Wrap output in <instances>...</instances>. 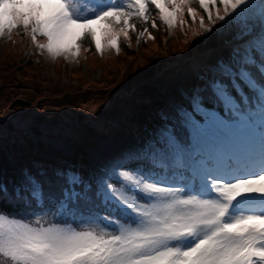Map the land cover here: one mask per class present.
<instances>
[{"label": "snow or ice", "instance_id": "1", "mask_svg": "<svg viewBox=\"0 0 264 264\" xmlns=\"http://www.w3.org/2000/svg\"><path fill=\"white\" fill-rule=\"evenodd\" d=\"M150 8L169 29L186 11L220 53L86 172L0 173V264H264V0H0V36L23 28L53 58L88 38L119 53L133 20L157 28Z\"/></svg>", "mask_w": 264, "mask_h": 264}, {"label": "rangeland", "instance_id": "2", "mask_svg": "<svg viewBox=\"0 0 264 264\" xmlns=\"http://www.w3.org/2000/svg\"><path fill=\"white\" fill-rule=\"evenodd\" d=\"M9 39L8 32H5L4 35L0 36V62L2 60L14 61L10 64L9 67L0 66V77L12 72L14 77L19 79L20 84L15 85L12 83V87L4 88L6 91L7 97L9 96V105L3 111V116H6L8 113L13 111H19L21 108L19 103H15L14 100L25 98V109L33 111H39L41 108L52 109L54 105L62 104L75 100L74 108L83 113L85 117H92V124L90 127L96 128V121L101 122H110L114 118H121L122 113L120 108L112 104L107 109H101L102 107L108 106L118 88L119 85H124V80L130 81L133 80L135 75L131 74V71L135 68L134 65L128 67L125 65L127 60H123L124 57H134L135 63L141 58H144L143 52L147 51L149 47L145 45L140 47L137 51L133 52L132 56H129L127 53L119 57L120 66L111 68L109 76H112L110 79H105L104 73L101 71L100 65H95L91 69L88 62L82 66H78L76 58L68 57L64 58V65L61 63H54L55 58L49 56L46 52L43 55L39 56L38 61H32V68H24V61H21V57H18L17 51H12V48L4 46ZM161 41L159 43L152 42L153 45L161 46ZM181 40L168 41L166 44L171 45ZM218 40L213 37L209 40H199L197 36L192 38V42H185L182 47L185 49V55L190 54L193 50H200L206 48V46L216 45ZM155 43V44H154ZM183 49H181L183 51ZM221 49L219 48L216 52L210 57V60L214 59ZM175 53V52H172ZM154 55V54H153ZM182 56L181 55H177ZM59 58L56 59V61ZM163 65V62L160 61L156 69H160ZM82 68V69H81ZM185 67H181L176 73H172V77H183L186 87L189 86L191 81L190 76L185 72ZM141 70V68H140ZM137 70V71H140ZM83 72V74L81 72ZM136 72V71H135ZM179 72V74H178ZM71 73L73 76L71 77ZM114 76V77H113ZM165 81L166 90L175 89L176 92L180 88L176 87L169 81L170 77ZM156 82V80L151 79L149 83ZM1 84V81H0ZM3 84L1 85V87ZM19 86V87H18ZM149 88H145L140 92L136 93V97H143L145 92L150 91ZM148 94V93H146ZM50 97V98H48ZM41 98H44L43 100ZM168 102L171 98L166 94L163 96ZM54 100V102H52ZM53 104V105H52ZM15 106V108H13ZM151 109V108H150ZM138 113V112H137ZM65 115V114H64ZM45 125L41 124L40 128L42 129ZM105 125L99 124L98 127L102 128ZM128 129H131V126H126ZM113 128V127H111ZM140 129H144L143 125H140ZM124 131V130H123ZM140 136H135L134 134L127 135L125 132L120 133L119 135H110L101 139H94L89 144L85 143L86 161L87 168L90 169L95 164L100 162L102 159L121 151L124 148H127L131 144L135 143ZM54 147L58 148L63 154H70L71 150L69 149L66 143H54ZM48 156H51L49 153ZM10 161H14L16 164V158H10ZM86 169V168H85Z\"/></svg>", "mask_w": 264, "mask_h": 264}, {"label": "trees", "instance_id": "3", "mask_svg": "<svg viewBox=\"0 0 264 264\" xmlns=\"http://www.w3.org/2000/svg\"><path fill=\"white\" fill-rule=\"evenodd\" d=\"M192 7L196 8V4L194 3ZM149 17L151 19H156L157 21V28L153 29L151 26V22H149L147 25H145L149 31L152 32V35L154 37V41H149V47L156 53H158V59H162L163 62H165V70H170L173 68V65H178V63H174L176 55H184L188 56L185 57L183 60L186 61L188 64H190L194 59H206V54L208 51H210V48H205L202 50H193L190 54L185 55V49L183 47H179V52L172 53L168 48H165L163 43L161 42V46H157L155 43H159V40L162 38L163 35L166 36V28L164 24L160 23L158 20L157 15H154L153 10H149L148 13ZM185 19L190 21V19L187 17V13L185 11ZM23 28L19 29L15 34H12V39L14 40V44L8 46L9 48H12V51H17L18 53L16 55L18 57H21V61H24V68L30 69L32 68V59L31 57H28L24 54L25 47H27V43L30 42L28 39V35L26 36L25 33L22 32ZM14 36V37H13ZM131 42H132V37ZM189 41V34L186 30H182V45ZM152 42H155L153 45ZM181 42H177L174 44H178ZM82 49L81 53L79 54L81 58V62L86 64L88 62L91 64L90 66L92 68L95 67V65H100L101 70L104 74H108L111 70V68H116L120 66L121 62H119V57L123 54H128L129 56L133 55V52L130 48H128L124 42L120 43V51L119 53H114L113 49H105L103 51V54H97L96 50H94L91 38L85 39L82 43ZM183 49V51L181 50ZM126 58V57H124ZM151 60V58L147 57L146 59L140 61V71H133L131 74L135 75L134 81L137 83V87L130 86L129 81H126L123 86L119 85L116 93L112 99V104L116 107H121V112L129 113L132 110H134L136 107H145L146 106V99H142L141 97H136V92L142 91L143 89L151 88L149 93L153 94H160L161 90L165 91V87H163V82L161 81L160 73L156 71V65L158 64L157 60ZM127 60V59H123ZM159 61V60H158ZM156 62V63H155ZM14 63V61L10 60H2L0 62V66L9 67L10 64ZM156 71V72H155ZM81 72V71H79ZM82 73V72H81ZM141 74H148L147 78H149L148 81L151 79L156 80V82L149 83L148 81H145L144 83H140L142 77H139ZM0 173H7L11 174V169L8 163L5 160V154L6 153H12L17 152L18 150H21L24 152V156L21 159V163H25L27 159H31V157L35 158L40 155L41 152L45 151V148L43 146V141H47L50 139H61L65 141H70V144L72 145L73 149L75 151H79L80 147L82 146V141L77 140L79 136V130L84 129L83 127H80V125H83L84 127L87 126V122L89 120L88 117H83L80 115L81 112H76V116L78 115L79 121H81L79 126H76L77 129L74 130L73 123H72V114L69 111H66L62 108L63 104H66L67 102L61 104L54 105L55 109H44L41 108L40 110V116L37 115V123H40L42 121H46L48 123V126L43 129L44 131L37 130L38 134V142L33 144L30 142L28 136L23 132L22 130V124L19 123L18 118H23L24 116H29L28 114L31 113V110H25L23 115H18L16 117H13L10 114H7L6 116H3L4 109L7 108L9 105V96L7 97L6 91L4 88H8L9 86L12 87V83L15 85H19V79L17 77H14L12 72H8L7 74L0 77ZM3 86L1 87V85ZM19 87V86H18ZM50 98V97H48ZM42 100L44 98H41ZM15 103L20 102V99H15ZM54 102V100H52ZM72 103V102H68ZM68 103L66 105H68ZM74 103V102H73ZM53 105V104H52ZM15 107V106H14ZM101 109H104L103 107ZM124 114V117L127 120H131L132 118L129 115ZM65 114V115H64ZM90 117V121H91ZM131 118V119H130ZM89 129V128H88ZM32 158V159H33ZM39 158V157H38ZM37 172V171H33ZM0 207L7 208L8 211H12L13 208L11 205H6L0 202Z\"/></svg>", "mask_w": 264, "mask_h": 264}]
</instances>
